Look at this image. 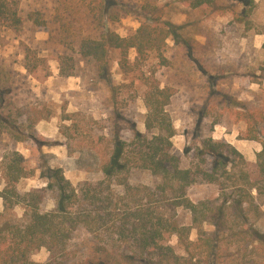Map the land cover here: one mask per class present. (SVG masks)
I'll use <instances>...</instances> for the list:
<instances>
[{"label": "trees", "instance_id": "obj_1", "mask_svg": "<svg viewBox=\"0 0 264 264\" xmlns=\"http://www.w3.org/2000/svg\"><path fill=\"white\" fill-rule=\"evenodd\" d=\"M179 1L191 9L210 10L217 15L229 13L239 22L243 16L234 12V7L252 0H228L226 4L220 0ZM86 3L87 20L96 26L95 36L81 38L76 50L53 54L26 47L25 75L42 72L50 76L51 57L58 63L60 78H68L76 75L81 58L91 63L114 99L123 84H115L111 79L112 63L117 62L127 75L132 69L130 50L138 58H145L151 51L160 52L174 27L164 22L162 8L146 4L145 18L139 21V27L123 37L108 27L126 12L122 6L109 0ZM0 23L14 33L20 32L22 18L14 4L0 0ZM261 70L263 74L259 77L264 78V67ZM6 73L0 63V142L7 137L13 144H24L35 166L29 165V160L16 148L3 150L0 264H235L238 261L262 264L251 251L240 255L249 247L260 249L264 255V232L255 226L264 218L260 204L264 198L262 113L246 109L236 113L245 123V139L262 143L255 162L244 160L229 143L212 138H203L181 155L173 150L174 128L167 110L174 89L169 85H146L144 131H139L130 121L126 128L118 122L112 123L109 134L99 136L92 147L100 160L101 177L73 185L59 165L48 164L43 151L49 142L38 133L36 124L47 116L30 104L14 103L12 83L3 80ZM184 156L190 161L186 162ZM235 159L246 165L238 175L227 171ZM134 171L147 174L150 182H132ZM37 173L43 186L19 189L22 179ZM221 177L232 178L231 186L220 182ZM197 180L218 185L219 197L192 202L187 190ZM240 180L243 184H234ZM18 208L21 213L16 212ZM178 208L189 212L191 223L184 224L178 219ZM229 221L234 223L233 227ZM204 223L213 230L204 231ZM192 229L198 232L194 241L190 240ZM80 230L88 237L77 244L74 233ZM174 237L176 243L171 244ZM235 238L241 239L237 242L241 249L236 246L232 251L222 245L224 240L234 244ZM41 248L48 252V259L34 261L32 255Z\"/></svg>", "mask_w": 264, "mask_h": 264}, {"label": "rangeland", "instance_id": "obj_2", "mask_svg": "<svg viewBox=\"0 0 264 264\" xmlns=\"http://www.w3.org/2000/svg\"><path fill=\"white\" fill-rule=\"evenodd\" d=\"M5 1L16 6L22 25L20 32L14 33L0 23V63L7 71L3 80L12 83L14 103L18 106L30 104L47 116L36 124L38 133L49 142L43 151L48 164L59 165L73 185L101 177L100 160L92 147L99 136L109 134L112 123L118 122L126 128L130 121L139 131H144L143 96L146 85L151 84L169 85L174 89L167 110L174 128L171 140L176 153L184 155L187 147L198 144L203 138H212L229 143L247 162L257 160L262 143L245 139V123L236 113L246 109L264 115V78L259 77L264 67V0L236 5L234 12L243 16L239 22L229 13L217 15L210 10L191 9L179 0H109L126 11L108 24L120 36L126 37L139 27V21L145 18L143 7L146 4L162 8L164 22L174 27L160 52L151 51L145 58H138L136 52L130 50L132 69L127 75L122 73L117 62L112 63L111 79L115 84H123L114 99L104 81L96 76L91 63L81 58L76 75L68 78H60L58 63L51 57L50 76L42 72L26 76L23 68L26 47L30 51L53 54L60 50H76L81 38L95 36L96 26L87 20V0ZM220 2L226 4L228 0ZM36 21L44 26L39 27ZM11 147L29 160V165L35 166L24 144H13L3 137L0 142V190L4 186L1 177L3 150ZM184 159L190 161L185 156ZM245 166L236 160L229 164L227 171L238 175ZM131 177L132 182H150L144 173L134 171ZM231 179L221 177L220 182L231 186ZM234 184L239 186L243 182ZM43 185L37 173L22 179L18 187L26 191ZM219 194L218 185L201 180L187 190V197L194 203L213 200ZM1 202L0 198V209ZM260 204L264 210V198ZM16 212L21 213V210L18 208ZM176 215L184 224L192 222L184 208H178ZM232 224L229 221V226ZM255 226L264 232V218ZM203 230L209 233L213 227L204 223ZM197 235V230L192 229L190 240H196ZM74 236L77 244L87 241L88 237L82 230L76 231ZM239 240L235 238L234 244L224 240L222 245L232 251L236 246L241 249ZM170 243H176L175 237ZM249 251L264 264L260 249L249 247L240 255ZM47 259L45 250L33 257L38 262Z\"/></svg>", "mask_w": 264, "mask_h": 264}, {"label": "crops", "instance_id": "obj_3", "mask_svg": "<svg viewBox=\"0 0 264 264\" xmlns=\"http://www.w3.org/2000/svg\"><path fill=\"white\" fill-rule=\"evenodd\" d=\"M264 42V41H263ZM236 149V148H235ZM37 187V186H36ZM32 188V187H31ZM1 201H2V199H1ZM1 204H2V202H1ZM2 209V208H1ZM0 209V210H1ZM42 250H45L46 251V249L45 248H41L39 251H37V252H35V253H39V252H41ZM47 252V251H46ZM35 253L32 255V259H33V257H35ZM48 253V252H47ZM35 261V260H34ZM38 262V261H37Z\"/></svg>", "mask_w": 264, "mask_h": 264}]
</instances>
